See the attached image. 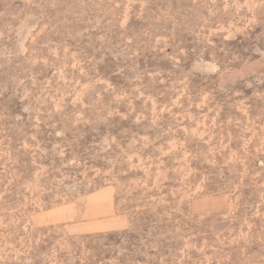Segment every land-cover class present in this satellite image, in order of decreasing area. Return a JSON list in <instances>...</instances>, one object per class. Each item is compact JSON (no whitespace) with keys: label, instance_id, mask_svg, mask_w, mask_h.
Segmentation results:
<instances>
[{"label":"rangeland","instance_id":"rangeland-1","mask_svg":"<svg viewBox=\"0 0 264 264\" xmlns=\"http://www.w3.org/2000/svg\"><path fill=\"white\" fill-rule=\"evenodd\" d=\"M0 264H264V0H0Z\"/></svg>","mask_w":264,"mask_h":264}]
</instances>
